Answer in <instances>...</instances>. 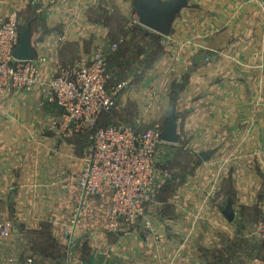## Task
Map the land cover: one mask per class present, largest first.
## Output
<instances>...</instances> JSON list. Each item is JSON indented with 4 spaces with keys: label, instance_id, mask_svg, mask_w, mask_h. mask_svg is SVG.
Returning a JSON list of instances; mask_svg holds the SVG:
<instances>
[{
    "label": "crops",
    "instance_id": "crops-1",
    "mask_svg": "<svg viewBox=\"0 0 264 264\" xmlns=\"http://www.w3.org/2000/svg\"><path fill=\"white\" fill-rule=\"evenodd\" d=\"M132 1L119 3L129 11ZM104 8H113L109 0H0V20L17 13L20 24L31 22L34 59L45 58L47 83L60 67L105 54L106 44L119 46L105 54L109 63L123 65L129 43L122 35L109 38L114 30L99 21ZM164 39L158 76L127 82L102 126L161 127L171 96L179 134L172 145L201 159L193 173L174 158V168L165 169L172 178L159 175L146 218L131 232L108 230L111 194L93 197L73 226L78 188L70 177L91 151L90 134L51 130L60 111L47 84L8 92L0 96V223L12 232L0 241V264H243L244 252L259 247L264 0H189L169 45ZM113 72L119 80V69ZM207 152L213 154L204 160ZM229 202L233 221L223 214Z\"/></svg>",
    "mask_w": 264,
    "mask_h": 264
},
{
    "label": "built area",
    "instance_id": "built-area-1",
    "mask_svg": "<svg viewBox=\"0 0 264 264\" xmlns=\"http://www.w3.org/2000/svg\"><path fill=\"white\" fill-rule=\"evenodd\" d=\"M21 32L17 13L0 20V96L11 91H31L47 84L50 99L60 111L51 130L64 134L89 133L92 140L82 170L70 177L78 188L72 225L81 223L93 197L104 198L109 194L112 201L108 230L119 232L125 227L139 225L154 200L159 175L163 173L172 178L170 171L161 172L157 165V149L163 142L161 127L102 126L103 117L117 107L119 96L127 86V82L110 84L106 55L62 66L45 83L40 65L45 58L19 60L14 57ZM118 47L114 44L111 49L114 51ZM11 232V224L0 223V241ZM257 232L264 245V216L257 225ZM28 264H32V260H28Z\"/></svg>",
    "mask_w": 264,
    "mask_h": 264
},
{
    "label": "rangeland",
    "instance_id": "rangeland-1",
    "mask_svg": "<svg viewBox=\"0 0 264 264\" xmlns=\"http://www.w3.org/2000/svg\"><path fill=\"white\" fill-rule=\"evenodd\" d=\"M131 10L124 11L123 9V2L119 3V0L116 2H113L109 0V5L111 8L110 10L108 8H104L103 10L99 11V14L101 17H99V21L105 25V27H108L110 30H114V32H110L109 38H118L120 35L121 37H127L126 42L127 44L126 52L128 55V58L125 61H122L123 65L119 66L118 64H112L109 63L111 61L110 57H106L107 61V68L109 71V75L111 77V81L114 83V81H119L115 84H118L120 82H128V84L135 83L133 80L139 77H145L148 75V78H154L157 77L159 72H157V61L160 59L163 44L161 43L162 38H167L170 36H163L158 34L157 32H154L144 26H141L139 24V18L137 14V10L135 7L134 1H132ZM112 12V14H109ZM126 12V13H124ZM27 22H24L21 24V28L24 29L26 27ZM146 32L149 34L147 35ZM120 38V37H119ZM118 38V39H119ZM167 39H164V44H167ZM114 68L119 69V80H117V76L114 75ZM124 75V78L121 76ZM110 81V82H111ZM149 84V88L152 87V85ZM129 87V86H128ZM127 87V88H128ZM155 87V85H154ZM156 90L153 93V97L156 95ZM142 99V98H141ZM167 103L165 105H162V109L165 110V115L163 118V121L161 127L167 122V117L171 109L174 105H172L171 96L166 98ZM144 100V99H142ZM159 124V123H158ZM166 125V124H165ZM166 127V126H165ZM144 128V127H143ZM163 128V127H162ZM190 149H185L183 147L172 145L166 142L160 143L157 149V165L160 169V171H165V169L172 170L174 168V158L178 156L181 163L186 166L187 173L190 171L193 173L194 164H197L201 162V159L197 157L196 154L190 153ZM195 160V161H194ZM164 168V169H163ZM221 205H226V202H222ZM263 215L260 216L261 220ZM258 220V222H259ZM152 227V226H151ZM133 231V228L131 227H125L122 230L119 231V233H127ZM255 237L257 242L259 243V247L256 248V250L253 251H245L243 256V264H260L256 263V260H259V262L263 261L264 258V247H262V240L260 235L257 232V226L255 230ZM246 246V245H245ZM255 248V247H254ZM66 263V261H65Z\"/></svg>",
    "mask_w": 264,
    "mask_h": 264
},
{
    "label": "water",
    "instance_id": "water-1",
    "mask_svg": "<svg viewBox=\"0 0 264 264\" xmlns=\"http://www.w3.org/2000/svg\"><path fill=\"white\" fill-rule=\"evenodd\" d=\"M139 16V24L157 32L163 36L171 34L172 24L183 8L188 7L189 0H133ZM31 22H28L26 27L21 32L20 43L14 51V57L19 60L34 59V52L31 45ZM112 50L109 44L105 45V54ZM178 115L175 105L170 111L169 118L162 132V141L175 144L178 142ZM213 152L202 153L201 157L204 160H209ZM223 214L229 221H233L235 214L233 212L231 202L223 210Z\"/></svg>",
    "mask_w": 264,
    "mask_h": 264
},
{
    "label": "trees",
    "instance_id": "trees-1",
    "mask_svg": "<svg viewBox=\"0 0 264 264\" xmlns=\"http://www.w3.org/2000/svg\"><path fill=\"white\" fill-rule=\"evenodd\" d=\"M149 35V34H148Z\"/></svg>",
    "mask_w": 264,
    "mask_h": 264
}]
</instances>
